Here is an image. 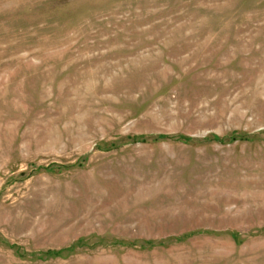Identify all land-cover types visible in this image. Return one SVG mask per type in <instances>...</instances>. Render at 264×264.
Returning <instances> with one entry per match:
<instances>
[{
    "label": "rangeland",
    "instance_id": "obj_1",
    "mask_svg": "<svg viewBox=\"0 0 264 264\" xmlns=\"http://www.w3.org/2000/svg\"><path fill=\"white\" fill-rule=\"evenodd\" d=\"M0 264H264V0H0Z\"/></svg>",
    "mask_w": 264,
    "mask_h": 264
}]
</instances>
